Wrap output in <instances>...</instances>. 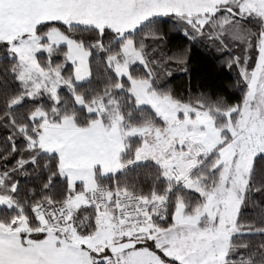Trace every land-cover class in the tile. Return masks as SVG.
<instances>
[{
	"label": "snow or ice",
	"instance_id": "1",
	"mask_svg": "<svg viewBox=\"0 0 264 264\" xmlns=\"http://www.w3.org/2000/svg\"><path fill=\"white\" fill-rule=\"evenodd\" d=\"M0 264H264V0H0Z\"/></svg>",
	"mask_w": 264,
	"mask_h": 264
},
{
	"label": "trees",
	"instance_id": "2",
	"mask_svg": "<svg viewBox=\"0 0 264 264\" xmlns=\"http://www.w3.org/2000/svg\"><path fill=\"white\" fill-rule=\"evenodd\" d=\"M183 83L182 78H178L175 82H174V86L176 87H181Z\"/></svg>",
	"mask_w": 264,
	"mask_h": 264
}]
</instances>
